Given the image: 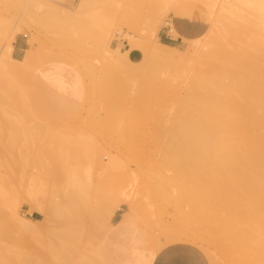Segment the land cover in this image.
Segmentation results:
<instances>
[{
	"label": "rangeland",
	"instance_id": "374dc122",
	"mask_svg": "<svg viewBox=\"0 0 264 264\" xmlns=\"http://www.w3.org/2000/svg\"><path fill=\"white\" fill-rule=\"evenodd\" d=\"M0 1V61L6 50L12 52L16 39L27 43L22 59L5 60L0 72V196L2 204L6 197L11 203L5 210L8 215L12 219L15 215L16 223L9 218L8 224L12 225L9 230L14 235L17 264H104L99 244L112 219L107 220V212L111 208L126 211V198L136 204L134 220L144 224L160 244H193L203 253L207 248L221 256L216 263L205 254L209 264H231L213 245L190 239L196 232L205 235L206 231L204 226L198 230L192 227L196 216L193 167L163 159L160 149L154 150L155 145L144 137V121L134 118L128 129L124 125L130 118L118 111L122 107H140L148 80L157 82V86L169 77L180 95L183 90L179 88L185 91L186 71L177 74L182 77L179 79L159 67L161 71L154 78H164H153V82L149 78H132V73H141V67H117L110 57L122 52V42L131 48L125 35L146 38L149 33L145 20L152 16L158 23L151 38L159 43L158 31L176 18L169 10L175 0H137L141 6L129 5V0H39L37 4L36 0ZM215 3L184 2L199 7L202 13L209 11L206 5L217 9L219 5ZM44 8L49 9V15H58L52 14L51 18L47 12L44 14ZM127 8L133 9L130 19L136 21L135 27L120 23ZM75 11L80 14L74 15ZM207 25L212 27V23ZM106 32L110 50L101 44ZM172 36L176 37L174 33ZM114 43L119 45L115 47ZM176 49L187 54L184 62L191 63L188 67L207 57L206 52V56L193 52L192 40L182 41ZM106 79L108 83L113 81V88L110 83L107 86ZM109 88L115 89L111 95ZM100 89L106 93L104 97L109 96L106 100ZM198 199L213 202L211 197L198 195ZM162 231L169 237H164Z\"/></svg>",
	"mask_w": 264,
	"mask_h": 264
},
{
	"label": "bare ground",
	"instance_id": "6f19581e",
	"mask_svg": "<svg viewBox=\"0 0 264 264\" xmlns=\"http://www.w3.org/2000/svg\"><path fill=\"white\" fill-rule=\"evenodd\" d=\"M37 1L39 0H36V4ZM80 1V3L86 2ZM129 1L127 2V4L130 3L129 5H140L137 0ZM185 1L171 2L169 10L172 14L191 18L203 17L207 22L212 23V27L207 29L202 40L199 38L192 40L193 52H201L204 56L206 52L207 57L201 58L199 63L196 62L198 63L196 66L188 67L191 63L185 64L186 53L157 43L151 38L156 31L157 19L152 16L149 20H145L149 33L146 38L142 35L144 39L141 40V37L139 39L131 33L125 35L132 43L130 49L140 51L139 60L130 61L127 58V51L122 50L119 55L110 54V57L114 59V65L117 67L124 65L126 68L141 67V73H132L131 77L149 78L152 81L159 74L157 72L161 71H158L159 67H164L169 76H176L186 71L183 76L186 86L181 81V85L186 88L185 91L183 87V89L179 88V91L183 90L181 96L177 87L172 85L171 81L169 82L168 79L171 78L167 76L166 80L157 86L155 85L157 82L153 84L148 80L143 91L144 97L139 101L140 107L129 109L122 107L123 109L118 111H123L122 115L130 118L124 125L128 129L131 128L134 118L144 121L146 127L144 137L152 143L151 145H155L154 147L150 145L154 150H156L155 147L160 149L163 159L189 163L193 167L191 173L194 190H196V199L193 204L196 208V216L192 220V227L196 230L204 226L206 231L205 235L196 232L193 235L194 239L193 236L190 239L206 241L213 245L222 257L232 261L231 264H264V2L212 0L214 3L218 2V11L212 8V5L201 4L209 10L202 13L199 7L185 5ZM165 2L164 11H166ZM152 6L153 9L156 7V5ZM128 8L123 11L120 23L127 27L132 24L135 27L133 23L136 21L133 18L130 19L133 9L130 8L131 11H129ZM70 10L73 11L75 8ZM47 11L49 9L44 14ZM47 13L49 15V12ZM51 13L58 15L57 12ZM52 14L49 15L51 18ZM75 14L80 13L75 11ZM78 15L75 16L76 20ZM148 16H151V13ZM158 16H162V11ZM66 17L70 20L68 15ZM107 33L104 34L101 44L110 50L105 39L108 36ZM0 35L2 37L1 32ZM11 58V50L8 49L0 61V72L3 70L5 60ZM185 66L188 68L185 69ZM180 77L179 79H182ZM155 78V81H159L161 77ZM110 82L113 81L110 80ZM172 82L175 83L174 80ZM109 83L107 80L108 87ZM111 89L108 93L110 95L115 91ZM100 90L99 92H103L101 96L104 97L106 93ZM105 97L106 100L109 96ZM198 195L199 198L211 197L213 202L208 199V202H201ZM6 199L2 204L0 196V264H17L19 257L14 235L11 229L9 230L12 225L8 224V219H12V216L9 214V217L6 212L10 209L11 203ZM123 201L127 207L122 215L123 218L135 219L137 214L135 202L127 198ZM200 207L205 210L202 211ZM115 211L116 209L111 208L108 214L106 213L108 221ZM13 213L15 214L14 210ZM13 216L15 219V215ZM11 222L16 223L14 220ZM110 225L108 222L107 227L109 228ZM160 233L162 234L163 231ZM169 235L165 236L168 238ZM203 251L211 260L210 262L217 260V263L221 258L220 255L213 254L215 251L211 253L212 250L208 251L207 248ZM222 260L224 261V258ZM85 262L81 264H93Z\"/></svg>",
	"mask_w": 264,
	"mask_h": 264
},
{
	"label": "crops",
	"instance_id": "0c3cea01",
	"mask_svg": "<svg viewBox=\"0 0 264 264\" xmlns=\"http://www.w3.org/2000/svg\"><path fill=\"white\" fill-rule=\"evenodd\" d=\"M173 15L176 18L170 19L156 35L160 44L177 48L182 41L198 39L207 32L208 25L205 20ZM172 33L176 35L175 38ZM26 45V40L16 39L11 57L21 60ZM114 45L117 47L119 44ZM120 46L121 50L127 51V58L130 61L139 60L140 51L130 49L127 42H122ZM57 90L63 93L60 88ZM125 212L119 209L114 213L110 227L101 238L99 253L104 264H209L205 254L192 244L184 242L160 244L144 224L134 219L123 218Z\"/></svg>",
	"mask_w": 264,
	"mask_h": 264
},
{
	"label": "built area",
	"instance_id": "2783aa9c",
	"mask_svg": "<svg viewBox=\"0 0 264 264\" xmlns=\"http://www.w3.org/2000/svg\"><path fill=\"white\" fill-rule=\"evenodd\" d=\"M26 36L24 35L23 38H25Z\"/></svg>",
	"mask_w": 264,
	"mask_h": 264
}]
</instances>
